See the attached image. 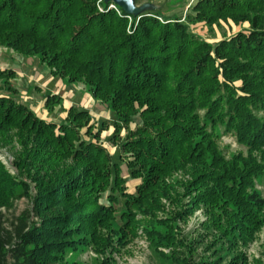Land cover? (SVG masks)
I'll return each mask as SVG.
<instances>
[{"label": "trees", "instance_id": "16d2710c", "mask_svg": "<svg viewBox=\"0 0 264 264\" xmlns=\"http://www.w3.org/2000/svg\"><path fill=\"white\" fill-rule=\"evenodd\" d=\"M111 4L0 0V45L84 82L115 116L107 141L138 122L122 149L131 151L126 163L139 180L127 190L120 156L100 139L107 121L94 132L89 109L72 105L57 122L0 95V145H20L18 175L0 162V208L24 196L32 203L9 224L0 210V264H71L67 252L84 246L119 252L141 226L173 264H247L234 248L264 224V190L257 188L264 185V0H198L185 18L160 10L136 16ZM221 20L249 28L212 43L189 26ZM14 75L0 69L2 85ZM60 101L48 94L46 106ZM223 133L246 153L227 156ZM178 170L190 179L169 182ZM162 199L178 209L158 218ZM200 207L205 233L190 240L178 222ZM201 246L206 255L195 262Z\"/></svg>", "mask_w": 264, "mask_h": 264}, {"label": "rangeland", "instance_id": "374dc122", "mask_svg": "<svg viewBox=\"0 0 264 264\" xmlns=\"http://www.w3.org/2000/svg\"><path fill=\"white\" fill-rule=\"evenodd\" d=\"M135 1L137 5L148 3L154 7L151 10H160L165 15L173 17L182 16L185 18L188 13L193 12L192 7L198 0ZM189 26L194 34L215 43L231 36L241 29H248L249 23L236 24L232 20H221L219 24H214L213 26L205 22H189ZM0 53H2L0 62L5 67L2 69L11 70L15 73L5 86L2 85L4 80H0V92H8L10 96L15 97L19 102L26 103L32 107L39 116L50 120L54 119L57 122H61L66 118L68 110L72 105L84 107L91 111L95 124L94 132H97L101 128L103 119L107 121V128L102 130L100 139L113 157L117 158L120 156L121 160H119L123 162L120 172L125 177L127 190L133 192L139 180L133 178L130 174L126 162L133 159V156L131 151L127 152L122 149V143L126 140L128 131L131 128H135L138 122L134 121L128 128L124 126L120 134L115 138L116 143H111L107 141V136L115 131V116H113L112 111L104 103L93 97L84 82H69L67 78L57 75L38 56L24 55L5 45H0ZM48 94L59 95L61 101L55 102L51 108L47 107L46 98ZM220 143L227 156L238 151L246 153L247 148L240 145L235 135L231 133H223ZM15 149H20V145L17 142H14V146L0 145V162L12 175H18V169L14 163ZM190 177L188 172L178 170L168 177V181H186ZM34 186L32 183L31 189L33 193H35ZM179 188L183 190L182 186H179ZM257 188L264 190V185L258 184ZM188 199L189 197H186L185 201ZM101 201L107 205L115 204L118 207V203L111 202L106 197L102 198ZM162 202L165 206L164 210L158 211V218H164L167 214L175 212L178 209V205L172 201L162 199ZM31 207V200L24 196L16 199L10 208L2 207L0 210L4 213L7 224H9L16 216ZM138 218H143V215L138 214ZM206 221L207 215L204 209L200 207L187 220L179 221L178 228L181 229L184 235L191 237L189 238L190 240H193L197 236L205 233L203 223ZM157 227L164 230L162 225H157ZM211 240V237L206 238V244ZM203 248L204 246L199 247L194 253L192 257L193 261L199 262L201 258L205 257L204 255L206 254H204ZM160 249L169 253V248L161 247ZM235 251L245 254L247 264H264V224L246 244L242 242L238 243L234 248ZM67 259L71 264L73 262L76 264H173L171 259L160 255L157 249L152 246L142 226L138 229L137 235L125 246L121 247L119 252H109L107 250L105 253H98L91 246H84L77 250L68 251Z\"/></svg>", "mask_w": 264, "mask_h": 264}, {"label": "water", "instance_id": "95a60500", "mask_svg": "<svg viewBox=\"0 0 264 264\" xmlns=\"http://www.w3.org/2000/svg\"><path fill=\"white\" fill-rule=\"evenodd\" d=\"M111 1L113 4L121 7L126 13L133 15H141L152 8V5L144 3L143 5H137L135 0H106Z\"/></svg>", "mask_w": 264, "mask_h": 264}, {"label": "crops", "instance_id": "0c3cea01", "mask_svg": "<svg viewBox=\"0 0 264 264\" xmlns=\"http://www.w3.org/2000/svg\"><path fill=\"white\" fill-rule=\"evenodd\" d=\"M2 56V53H0V57ZM13 60H14V58H13ZM2 68H5L4 67V65H3V63L2 62H0V69H2ZM0 95H9V93L8 92H0Z\"/></svg>", "mask_w": 264, "mask_h": 264}, {"label": "built area", "instance_id": "2783aa9c", "mask_svg": "<svg viewBox=\"0 0 264 264\" xmlns=\"http://www.w3.org/2000/svg\"><path fill=\"white\" fill-rule=\"evenodd\" d=\"M110 7L116 8V5L115 4H111Z\"/></svg>", "mask_w": 264, "mask_h": 264}]
</instances>
